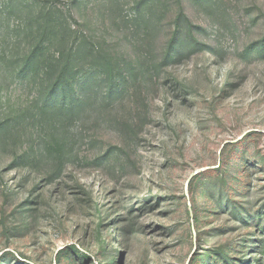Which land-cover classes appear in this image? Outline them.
Segmentation results:
<instances>
[{"label":"rangeland","instance_id":"1","mask_svg":"<svg viewBox=\"0 0 264 264\" xmlns=\"http://www.w3.org/2000/svg\"><path fill=\"white\" fill-rule=\"evenodd\" d=\"M0 264H264V0H0Z\"/></svg>","mask_w":264,"mask_h":264},{"label":"trees","instance_id":"2","mask_svg":"<svg viewBox=\"0 0 264 264\" xmlns=\"http://www.w3.org/2000/svg\"><path fill=\"white\" fill-rule=\"evenodd\" d=\"M52 15V13H50ZM50 30H52V27H48ZM76 51H72L69 53V55L66 57V59H64L63 55H58L55 59L56 62V66L59 67L61 66V64H64L63 66V70L59 73L58 77H57V81H56V86H62L65 83H67L70 80V76L68 75L69 71V67H71V63L73 62V57L76 56ZM78 54V53H77ZM40 56L43 57L42 52H40L37 48H35L33 51H30V53L27 55V57L25 58L24 63L26 65H28L30 63V59L32 57L35 58V60L40 59ZM110 65V64H109ZM109 77L111 79H113V70L111 69L109 71Z\"/></svg>","mask_w":264,"mask_h":264}]
</instances>
